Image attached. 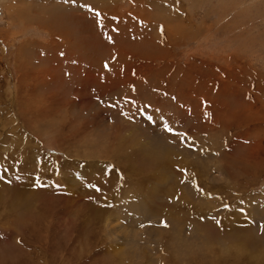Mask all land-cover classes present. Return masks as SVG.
I'll return each mask as SVG.
<instances>
[{
    "label": "rangeland",
    "instance_id": "374dc122",
    "mask_svg": "<svg viewBox=\"0 0 264 264\" xmlns=\"http://www.w3.org/2000/svg\"><path fill=\"white\" fill-rule=\"evenodd\" d=\"M0 264H264V0H0Z\"/></svg>",
    "mask_w": 264,
    "mask_h": 264
},
{
    "label": "snow or ice",
    "instance_id": "6c2138e0",
    "mask_svg": "<svg viewBox=\"0 0 264 264\" xmlns=\"http://www.w3.org/2000/svg\"><path fill=\"white\" fill-rule=\"evenodd\" d=\"M65 2H69V0H65ZM71 3H75L76 0H70ZM81 7H85V8H88V10H92L90 6L88 5H81ZM61 55H63V53H61ZM105 67H107V65H105ZM165 128V131H168V132H173L174 130L170 127H168L167 125L164 126ZM92 187H95V185H92ZM243 211V210H242Z\"/></svg>",
    "mask_w": 264,
    "mask_h": 264
},
{
    "label": "bare ground",
    "instance_id": "6f19581e",
    "mask_svg": "<svg viewBox=\"0 0 264 264\" xmlns=\"http://www.w3.org/2000/svg\"><path fill=\"white\" fill-rule=\"evenodd\" d=\"M243 115V114H242ZM116 229V228H115ZM111 230H114V228H111Z\"/></svg>",
    "mask_w": 264,
    "mask_h": 264
}]
</instances>
